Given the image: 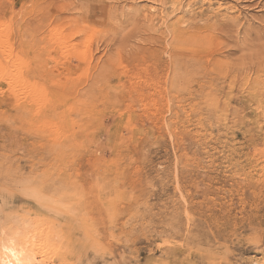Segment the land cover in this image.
I'll return each instance as SVG.
<instances>
[{
  "label": "rangeland",
  "instance_id": "obj_1",
  "mask_svg": "<svg viewBox=\"0 0 264 264\" xmlns=\"http://www.w3.org/2000/svg\"><path fill=\"white\" fill-rule=\"evenodd\" d=\"M3 245L264 264V0H0Z\"/></svg>",
  "mask_w": 264,
  "mask_h": 264
},
{
  "label": "bare ground",
  "instance_id": "obj_2",
  "mask_svg": "<svg viewBox=\"0 0 264 264\" xmlns=\"http://www.w3.org/2000/svg\"><path fill=\"white\" fill-rule=\"evenodd\" d=\"M10 246H11V244H10ZM9 247L4 246L2 248L3 249L2 256H1L2 264H13L14 263L13 261H15V263H17V264H25L27 259L25 258L24 249H22V250L20 249V251H18V250L16 251V250L9 248ZM25 249H26V247H25ZM9 260L10 261L13 260V261L9 262Z\"/></svg>",
  "mask_w": 264,
  "mask_h": 264
}]
</instances>
